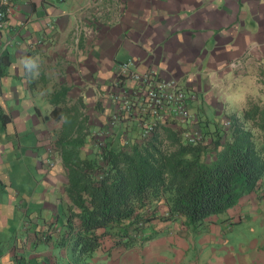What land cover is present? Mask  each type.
<instances>
[{
    "label": "crops",
    "instance_id": "crops-1",
    "mask_svg": "<svg viewBox=\"0 0 264 264\" xmlns=\"http://www.w3.org/2000/svg\"><path fill=\"white\" fill-rule=\"evenodd\" d=\"M7 1L0 31V53L10 60L0 76V105L8 116L0 125V179L8 190H0V240L14 217L23 214L17 233L25 237L16 235L18 244L8 247L19 249L22 253L16 255L29 261L45 249L50 254L59 251L44 242L39 248L35 242L33 230L40 223L28 210L39 201L35 185L53 178V185L43 186L42 197L47 199L42 203L50 211L45 221L60 216L59 205L64 207L67 200L66 195L59 201L46 193L56 190V181L60 186L65 180L57 145L64 116L56 119L50 114L53 92L65 86L66 109L77 112L79 119L87 116L86 150L93 146V131L96 137L106 122V85L121 60H130L139 71L176 77L188 93L189 112L199 122L204 116L210 120L209 115L225 120L240 114L248 95L264 97V0ZM239 85L245 97L238 105ZM24 156L40 164L37 175L21 162L16 164ZM18 195L25 200L18 203ZM249 218L246 227L256 220L264 226V196L255 191L195 230L180 220L153 222L151 228L159 231L124 252L134 259L139 250L141 264H259L264 234L255 227L243 232L235 226ZM250 231L251 237L238 240ZM236 232L242 234L232 238ZM153 239L157 246L149 243ZM12 260L8 251L0 256V264H13Z\"/></svg>",
    "mask_w": 264,
    "mask_h": 264
},
{
    "label": "trees",
    "instance_id": "trees-1",
    "mask_svg": "<svg viewBox=\"0 0 264 264\" xmlns=\"http://www.w3.org/2000/svg\"><path fill=\"white\" fill-rule=\"evenodd\" d=\"M9 64L0 53V76ZM66 90L62 86L50 95V114L64 116L57 145L67 200L61 217L43 218L33 230L36 243L65 250L64 256L53 252L56 264H86L96 251L112 256L140 246L159 231L151 228L153 222L180 220L198 229L264 185V97L248 95L240 114L225 120H201L196 142H188L186 127L166 117L145 136L128 124L103 143L92 133L88 151L87 116L79 119L66 109ZM7 120L0 105V125ZM133 128L125 141L123 134ZM6 185L0 179V190ZM48 258L29 261L15 254L13 264H51Z\"/></svg>",
    "mask_w": 264,
    "mask_h": 264
},
{
    "label": "built area",
    "instance_id": "built-area-1",
    "mask_svg": "<svg viewBox=\"0 0 264 264\" xmlns=\"http://www.w3.org/2000/svg\"><path fill=\"white\" fill-rule=\"evenodd\" d=\"M8 7L7 0H0V31ZM105 98L107 121L97 132L99 143L114 134L116 125L121 129V124L134 122L137 132L145 136L166 117L186 127L184 135L188 142L201 139L199 122L188 109V93L176 77L162 76L152 69L139 71L130 60H121L107 82ZM123 138L129 139L126 132Z\"/></svg>",
    "mask_w": 264,
    "mask_h": 264
},
{
    "label": "rangeland",
    "instance_id": "rangeland-1",
    "mask_svg": "<svg viewBox=\"0 0 264 264\" xmlns=\"http://www.w3.org/2000/svg\"><path fill=\"white\" fill-rule=\"evenodd\" d=\"M241 85H239L236 89L237 90H235V94H236V102H237V104L239 105L243 100H244V97H245V95L243 94V93H241V91H243V89L240 87ZM262 89H264V83H262ZM261 95H263L264 96V93L263 94H261ZM207 113V115H209L210 113L208 112V111H206ZM212 115H209L208 117H210V119H215V117L213 116V117H211ZM196 119V121L197 122H199V118H197V117H195ZM206 117L204 116V119H205ZM103 119L104 118H101L99 121L100 122H102L103 121ZM106 121H107V116H106ZM97 121V120H96ZM98 122V121H97ZM212 124V121H209V124ZM128 124V123H127ZM130 126H134L135 127V123L134 122H129V125H128V127H130ZM115 128V130L117 131V132H122L121 131V129H120V127H118L117 125L114 127ZM95 131H96V129L93 131V134L95 135ZM116 132V133H117ZM132 132V133H131ZM135 132V128H133V130H127V134L130 136L131 134H133ZM114 135H116V134H114ZM99 138V137H98ZM94 141V140H93ZM90 149H88V151H89ZM22 163L23 164V166L24 167H28L29 169H30V171L32 172V174H34V176H35V174L37 175V171H38V169H37V167L39 166V169H41L40 168V164H38V163H35V162H29L28 161V158L26 157V156H24V158H20V161H17V163L16 164H18L19 165V163ZM8 175H11V177H12V174H8ZM38 178L39 179H41V175H39L38 176ZM53 178H47L46 177V179L44 180V182L42 181L41 182V185L40 186H36L35 184H37V183H35L34 182V185H35V187H36V190L38 191V195L40 196V197H37V199L39 198V201L37 202V203H34V205H33V203H31V205L29 206V213L32 211V212H35V215H36V218H37V222L38 223H42V221H43V217H47V213H49L50 211L48 210L49 208H47L43 203H42V200L43 199H47L45 196L44 197H42L43 196V192H45L44 191V184H50V185H53V180H52ZM54 179H57V177L55 176L54 177ZM262 179H263V181H264V172H263V174H262ZM62 181V180H61ZM56 183H57V185H55L54 186V189H56V190H54L53 192H51L50 190L49 191H47L46 193H53V194H55L54 196H55V198L57 199V200H59V201H64L63 199H62V197H65V195H64V193H63V191H62V185H60L59 186V184L61 183L60 181H56ZM7 190H8V188L6 187V192H7ZM29 193V192H28ZM27 193V194H28ZM45 193V194H46ZM259 196H264V185H263V187H262V189L259 191V192H256ZM30 194V193H29ZM32 195V194H31ZM18 197V199L17 200H19V202L18 203H20L23 199L25 200V198H23L21 195H18L17 196ZM59 204H60V202H59ZM61 208H63L62 206H61V204L59 205V214H60V212L62 211V209ZM58 214V215H59ZM56 215H57V213H56ZM63 215V214H62ZM22 217H23V214L20 216V218L18 219V218H16V217H14V219H13V221H14V224L12 223V228H10L9 229V227H8V229H6V234H5V238L4 239H2V240H0V256H3L5 253H7V251L10 253V256H12V259L14 260V257H15V254H20V253H22V252H19V249L17 250V249H12V250H10L9 249V247H8V245L10 244L11 245V247H12V245H14V243H17V239L15 238L16 237V235H17V238L20 236V237H22L21 235H20V233H17L18 231H19V229L21 228V226H20V228H19V225L21 224V221H22ZM60 217H61V214H60ZM63 217V216H62ZM12 221V222H13ZM250 221V218L248 219V220H241V222L239 221V222H236V224H235V226L237 227V228H239L240 230H243V232L246 230V228H249V229H252V228H254L255 227V232H260L261 233V235L262 234H264V226H260V222L259 221H255V224H248V227H246L247 226V223ZM32 225H34V224H32ZM236 234H242V233H240V232H236V233H232V238H236ZM252 236V232L250 231L249 232V234L248 233H246L244 236L243 235H241L240 237H239V235H238V240L239 239H242V240H246L248 237H251ZM23 237H25V235L23 236ZM22 237V238H23ZM245 237H247V238H245ZM237 240V239H236ZM151 242H153V246H157V241H154V239L153 240H151V241H149V243H151ZM18 244V243H17ZM232 244H233V241H232ZM43 243L42 242H39V243H37V247H39V248H43ZM150 247L149 246H147V247H145V250H148ZM125 250H127V249H125ZM125 250H123L121 253H119V254H117V255H112V256H109L108 254H106L105 252H102L101 250L100 251H96L95 252V254L89 259V261H88V263H86V264H125V262H127L128 264H141V258H140V251L138 250H136V252H137V255H135V257L136 258H134V259H132L131 257H130V255H128V254H126V252H124ZM248 250L250 251V246L248 247ZM259 254L261 255V262L259 263V264H264V242H261V244L259 245ZM11 251V252H10ZM224 251V250H223ZM50 250H48V249H45V255L46 256H48L49 258H48V261L51 263V264H56V261H57V257H56V255L55 256H53V254L54 253H51L50 254ZM59 254V255H57V256H64L66 253H65V250L64 249H61L60 251H56V254ZM130 254V253H129ZM225 254V253H224ZM40 256V255H39ZM39 256H35V257H33V260H38V258H39ZM142 256V255H141ZM157 255L155 256V259L157 260ZM6 258V257H5ZM12 260V261H13ZM15 261V260H14ZM60 262H61V260H60ZM145 262V259L143 258V263ZM59 264H65L63 261L61 262V263H59ZM68 264V263H67ZM247 264H249V263H247Z\"/></svg>",
    "mask_w": 264,
    "mask_h": 264
}]
</instances>
